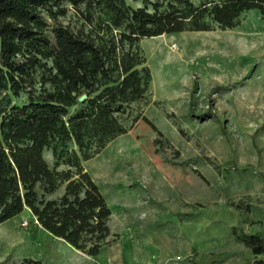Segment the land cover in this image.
<instances>
[{
  "label": "rangeland",
  "instance_id": "1",
  "mask_svg": "<svg viewBox=\"0 0 264 264\" xmlns=\"http://www.w3.org/2000/svg\"><path fill=\"white\" fill-rule=\"evenodd\" d=\"M66 6L59 22L75 32L120 37L123 27L109 29L99 7L89 22L85 4ZM130 47L151 69L147 95L121 115L128 132L82 162L112 209L110 241L88 254L25 207L0 222V264H264V14L254 9L234 28L143 37ZM6 96L28 100L0 88V101ZM44 156L54 166L52 147Z\"/></svg>",
  "mask_w": 264,
  "mask_h": 264
},
{
  "label": "trees",
  "instance_id": "2",
  "mask_svg": "<svg viewBox=\"0 0 264 264\" xmlns=\"http://www.w3.org/2000/svg\"><path fill=\"white\" fill-rule=\"evenodd\" d=\"M141 1L143 7L132 8L126 0H0V88L28 94L22 103L10 96L0 101V222L28 207L59 239L98 254L110 241L112 209L82 162L128 132L121 115L147 95L152 77L145 56L125 44L215 24L234 28L247 11L264 14V0ZM66 4L76 10L85 4L89 22L99 7L109 29L123 27L120 37L60 23ZM49 147L54 166L44 156ZM65 182L61 196L45 197ZM245 235L248 244L262 246L258 235Z\"/></svg>",
  "mask_w": 264,
  "mask_h": 264
},
{
  "label": "water",
  "instance_id": "3",
  "mask_svg": "<svg viewBox=\"0 0 264 264\" xmlns=\"http://www.w3.org/2000/svg\"><path fill=\"white\" fill-rule=\"evenodd\" d=\"M86 97V95L84 94V95H82L81 97H80V99H84Z\"/></svg>",
  "mask_w": 264,
  "mask_h": 264
}]
</instances>
